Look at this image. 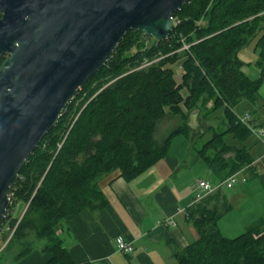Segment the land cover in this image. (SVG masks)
I'll return each instance as SVG.
<instances>
[{"label": "trees", "instance_id": "obj_1", "mask_svg": "<svg viewBox=\"0 0 264 264\" xmlns=\"http://www.w3.org/2000/svg\"><path fill=\"white\" fill-rule=\"evenodd\" d=\"M173 18L175 30L160 42L135 30L126 33L112 59L77 91L28 157L9 191L12 201L7 212L14 225L19 219L12 215L15 203L27 206L13 240L23 242L20 256L32 253L34 236L46 240L42 250L52 254L47 264H77L55 233L60 222L85 209H102L107 203L99 186L102 177L119 171L131 179L148 171L169 152L177 135L192 133L190 115L210 102L212 110L225 107L230 126L210 131L211 138L199 149L203 159L230 175L252 163L246 149H232L224 138L228 132L251 134L232 109L243 99L259 98L264 78V0H190ZM257 36L256 65L261 75L250 79L242 71L238 52ZM184 44L190 45L189 50H183ZM180 59L183 75L177 82L171 64ZM168 113L188 118L159 143L158 122ZM231 151L234 156L225 158ZM205 201L189 213L200 236L176 251L178 263L264 264V216L228 238L218 225L222 211Z\"/></svg>", "mask_w": 264, "mask_h": 264}, {"label": "crops", "instance_id": "obj_2", "mask_svg": "<svg viewBox=\"0 0 264 264\" xmlns=\"http://www.w3.org/2000/svg\"><path fill=\"white\" fill-rule=\"evenodd\" d=\"M255 55L256 67H251L254 58L247 53L240 56L238 52L242 71L250 79L261 75L256 65L258 52ZM220 108L223 114L212 124H205L206 132L226 130L230 126L225 107ZM212 111L215 110L210 102L208 113ZM232 111L251 134L242 137L228 132L224 140L232 149L244 148L249 152L252 163L239 170L248 181L233 188L221 187L204 199L209 207L222 211L218 225L228 238L236 237L229 233L242 234L264 216V78L258 100L243 99ZM182 135V142L177 144L174 138L169 152L141 175L126 179L114 171L102 177L99 186L107 199L102 209H85L60 222L55 233L77 264H179L176 251L186 249L200 236L189 215L202 204L196 202L198 181L205 179L218 185L230 176L223 167L214 170L199 153L211 137L198 136V141L191 132ZM197 142L202 143L196 147ZM233 156L232 151L224 154L225 158ZM237 220L240 221L234 224ZM119 235L132 242L133 253L126 255L117 250L115 238ZM30 239L32 253L20 256L23 242L13 241L7 248L8 259L4 252L0 264H47L52 254L42 250L46 240L34 236ZM37 239L43 242L36 244Z\"/></svg>", "mask_w": 264, "mask_h": 264}, {"label": "water", "instance_id": "obj_3", "mask_svg": "<svg viewBox=\"0 0 264 264\" xmlns=\"http://www.w3.org/2000/svg\"><path fill=\"white\" fill-rule=\"evenodd\" d=\"M189 1L0 0V222L28 157L126 33L168 39Z\"/></svg>", "mask_w": 264, "mask_h": 264}, {"label": "rangeland", "instance_id": "obj_4", "mask_svg": "<svg viewBox=\"0 0 264 264\" xmlns=\"http://www.w3.org/2000/svg\"><path fill=\"white\" fill-rule=\"evenodd\" d=\"M258 37L259 36L250 40L249 43L239 51L240 56L247 53V55L249 57L254 58L253 59L254 61L251 62V67H256L255 66V61H256L255 57H257V56L255 55V53L257 54V52H258L256 50V43H257ZM183 50H185V49L183 48ZM181 62H182V59L171 64V67L174 69V76H175V79L177 80V82L182 81L183 68H182ZM182 94L184 96L187 94L186 88H183ZM78 103H79V101L76 104H78ZM208 111H209V104L206 107H203L201 110H199V114L197 115L196 122L192 123V120L188 119L189 125L191 126L192 135H195V138L202 135V133H204L205 137L210 138L212 136V133L206 132L207 129H206L205 124L206 123L212 124L213 122L217 121V117H219L223 114V108H218L215 111H212L211 113H208ZM206 112H207V114H206ZM76 118H77V115L75 117H72L71 121L68 122V125L71 126V123L73 124L75 122ZM187 118L188 117L186 115L182 116L180 114L168 113L165 117H163L158 122L157 130L155 133V139L157 140V142L162 143L175 128L184 124L185 121L187 120ZM69 129H70V127H69ZM69 129L66 130L64 133H62V138H65V136L68 134ZM183 137L184 136L182 134L176 136L175 142L177 141L176 142L177 144L179 142H182V139H184ZM207 138L204 139V141H206ZM199 139L200 138L198 137V141H199ZM201 143L197 142L196 147H198ZM239 185H241V184H237L236 186H239ZM25 207H26V205L23 201H18L17 203H15V205L13 206V212H12L13 217H18L19 215H21V213L23 212ZM239 221L240 220H237L234 224L238 223ZM237 235H238L237 231L234 233H229V236H237ZM41 242H43V240H41V239L36 240V244L41 243ZM7 253L8 252L6 250L5 256L3 253L0 256V259L3 256L5 258H7L8 257Z\"/></svg>", "mask_w": 264, "mask_h": 264}, {"label": "built area", "instance_id": "obj_5", "mask_svg": "<svg viewBox=\"0 0 264 264\" xmlns=\"http://www.w3.org/2000/svg\"><path fill=\"white\" fill-rule=\"evenodd\" d=\"M184 48L189 50L190 46L185 45ZM248 117L249 115H247V118ZM247 181H248V177L242 171H237L233 173L232 175H230L227 179H225L218 185H213L211 182L205 179L199 180L196 185V191H197L196 202L203 201L206 197L213 194L215 191H217L221 187L233 188L237 184H243V183H246ZM22 216L19 217L17 223L12 225L10 224L8 220V216L6 214L4 216L5 220L0 223V256L4 252H6L9 245H11V243L13 242L16 228ZM115 246L119 252H122L126 255H129L133 253L134 251V246L132 242L128 241L124 236H121V235L115 238Z\"/></svg>", "mask_w": 264, "mask_h": 264}, {"label": "flooded vegetation", "instance_id": "obj_6", "mask_svg": "<svg viewBox=\"0 0 264 264\" xmlns=\"http://www.w3.org/2000/svg\"><path fill=\"white\" fill-rule=\"evenodd\" d=\"M8 57V54H5L3 56H1L0 58V65L2 64V62Z\"/></svg>", "mask_w": 264, "mask_h": 264}, {"label": "bare ground", "instance_id": "obj_7", "mask_svg": "<svg viewBox=\"0 0 264 264\" xmlns=\"http://www.w3.org/2000/svg\"><path fill=\"white\" fill-rule=\"evenodd\" d=\"M173 20H174V18H173ZM174 22H175V21H174ZM175 26H176V23H175ZM170 36H171V35H170ZM151 38H152V37H151ZM153 39H154V38H153ZM165 40H166V39H165ZM185 45H187V44H184V45H183V48H184ZM189 46H190V45H189ZM184 49H185V48H184ZM185 50H187V49H185ZM59 118H60V117H59ZM9 201H10V204H11V201H12V200H11V197H9ZM8 210H9V209H8ZM7 212H8V211H7ZM6 214H7V213H6Z\"/></svg>", "mask_w": 264, "mask_h": 264}]
</instances>
